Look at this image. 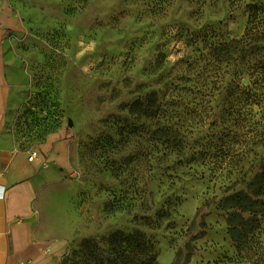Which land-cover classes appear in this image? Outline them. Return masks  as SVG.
I'll return each mask as SVG.
<instances>
[{
	"label": "rangeland",
	"instance_id": "1",
	"mask_svg": "<svg viewBox=\"0 0 264 264\" xmlns=\"http://www.w3.org/2000/svg\"><path fill=\"white\" fill-rule=\"evenodd\" d=\"M16 3L24 29L8 51L23 81L7 130L18 146L48 152L45 162H64L76 232L60 264H94V253L112 257L107 239L114 232L142 234L159 264H264V207L238 248L228 224L238 210L226 203L249 194L264 168V111L249 106L230 134L222 133L233 68L220 81L224 65L209 64L208 56L212 45L242 36L244 6ZM136 101L143 105L132 109ZM159 105L179 124L182 156H165L153 138ZM86 240L96 250L84 248Z\"/></svg>",
	"mask_w": 264,
	"mask_h": 264
},
{
	"label": "crops",
	"instance_id": "2",
	"mask_svg": "<svg viewBox=\"0 0 264 264\" xmlns=\"http://www.w3.org/2000/svg\"><path fill=\"white\" fill-rule=\"evenodd\" d=\"M16 6V0H0V264H60L76 232L64 162H45L48 152L38 151L30 162L32 149L18 146L7 130L23 81L8 51L24 29Z\"/></svg>",
	"mask_w": 264,
	"mask_h": 264
},
{
	"label": "trees",
	"instance_id": "3",
	"mask_svg": "<svg viewBox=\"0 0 264 264\" xmlns=\"http://www.w3.org/2000/svg\"><path fill=\"white\" fill-rule=\"evenodd\" d=\"M230 5L244 6L247 14L246 28L239 38L228 42L212 45L208 56L212 59L209 64L224 65L220 71V81H225L228 74L226 69L233 68L232 77L234 81L229 84L222 100L220 110V126L222 133L230 134V128L234 127L236 117L244 118L251 112L249 106H257L264 111V0H227ZM249 85H244V81ZM143 103L136 101L132 109H139ZM157 128L152 133L157 144L165 150L164 155H181L180 148L183 134H180L176 122L166 116L162 105L157 109ZM257 135V133H256ZM255 141L261 139L253 137ZM264 196V168L249 185V194L238 192L226 199L230 207L238 210V213L228 219L230 232L238 248L243 244L244 233L247 229L253 230L259 224V216L264 207V202L258 200ZM248 213L245 219L243 214ZM107 243L112 257L99 258L94 253V264H159L153 253L151 245L140 233L124 234L114 232L108 236ZM84 248L89 251L96 250V244L86 240Z\"/></svg>",
	"mask_w": 264,
	"mask_h": 264
},
{
	"label": "built area",
	"instance_id": "4",
	"mask_svg": "<svg viewBox=\"0 0 264 264\" xmlns=\"http://www.w3.org/2000/svg\"><path fill=\"white\" fill-rule=\"evenodd\" d=\"M28 160L30 162L37 160V152L35 150H31L28 155ZM3 196V188H0V198Z\"/></svg>",
	"mask_w": 264,
	"mask_h": 264
},
{
	"label": "water",
	"instance_id": "5",
	"mask_svg": "<svg viewBox=\"0 0 264 264\" xmlns=\"http://www.w3.org/2000/svg\"><path fill=\"white\" fill-rule=\"evenodd\" d=\"M68 126H69V127L71 126V122H70V121L68 122Z\"/></svg>",
	"mask_w": 264,
	"mask_h": 264
}]
</instances>
